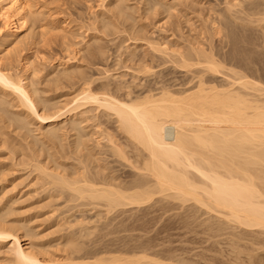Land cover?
Returning <instances> with one entry per match:
<instances>
[{"label":"bare ground","instance_id":"obj_1","mask_svg":"<svg viewBox=\"0 0 264 264\" xmlns=\"http://www.w3.org/2000/svg\"><path fill=\"white\" fill-rule=\"evenodd\" d=\"M130 1L115 0L111 10L102 5L101 9L104 7L105 11L94 15L93 19L98 24V32L105 34L110 28L116 29L111 18L106 16L108 13L124 23L134 24L136 18L133 8L128 5ZM157 2H162L164 5H159L167 7V10L155 4L147 11L156 10V6L160 11L165 10L162 12L174 11L177 0ZM262 3H251L244 9L243 18L238 19L239 15L236 17L241 28L247 25L261 26L264 12L260 13L258 7ZM240 4V0H228V13L240 7ZM51 17L46 7L32 6L30 0H0V154L6 151V156H10L6 157L9 162L11 160L10 164L15 169V166L23 168L22 171L20 169L21 173L29 171L26 177L31 176L30 185L36 190L41 188L43 193L40 191V194L45 195L48 201L45 200L47 204L43 205L40 202L42 206H39L56 210V202L64 198L63 205L59 203L63 209L82 213V210L95 211L99 215L101 212L109 214L121 209L152 206V202H159H156L159 197L181 204L193 203L208 213L219 215L228 225L263 232L264 84L233 68L224 67L216 58L218 52L214 54L211 45L208 48L198 45L184 53L170 51V54H166L169 49L165 46L149 43L156 45L154 50L168 56L171 63L180 69L188 71L196 65V85L181 93L162 89L156 95L149 92L141 98L121 99L109 92L107 84L109 78L117 81L121 76L114 77V74L103 70L99 78L93 79L82 68L68 63L71 59L51 65V71L47 72L44 58L36 62L37 56L34 57L36 60L24 56L17 58L21 72L16 73L14 66L11 68L14 64L8 54L19 52L23 43L33 45L35 28L39 30L41 41L50 35L69 34L65 26L52 25L51 29L47 28L45 21ZM218 18V25L212 28V35H218L225 29L227 35L224 38H230L229 55L234 58L241 55V63L247 68L252 60L251 53H240L237 44H247L252 39L243 36L246 33L244 27L241 31L245 32L242 36L246 39L240 40L241 31L239 38L237 34L239 27L230 18ZM233 20H236L235 17ZM91 40L92 44L89 45ZM99 40L98 36H92L84 43V48L71 50L74 51L73 56L84 53L81 55L83 59L102 56L104 53L98 45ZM134 50L122 53L126 61H133ZM207 74L213 78L204 80ZM217 76L223 78V84L215 81ZM96 82L99 87L93 88ZM43 83L48 87V92ZM78 83L74 92L69 94V99L63 100L62 95L57 96L56 93L57 97H52L54 94L51 90L55 92L62 86ZM46 92L48 95L51 93V97L45 96ZM33 108L42 119L36 118ZM99 112L115 120L116 130L127 145L119 143L112 133L98 130L97 125L87 130V123L97 121ZM66 120L68 128L66 125L64 127ZM31 125H36L34 128L37 129L32 130L33 133L37 130V136L35 133L31 135ZM10 128L12 132L23 133L24 137L17 135L20 140L13 143L9 140L13 136L8 137ZM64 138L71 141L66 143ZM4 163L0 164V235L14 237L0 239V254L6 257L7 263L192 264L175 257L158 258L143 250L138 253H100L92 250L93 253L84 254L80 238L85 237L86 231L83 236L71 233L65 234L64 238L62 235L63 241L59 244L54 240L53 245H61L64 252L62 257H56L50 251L51 243L37 240L39 238L32 228L28 231L26 223L23 224L20 215H16L26 201H22L25 199L16 192L17 187L14 184L12 186V181L9 182L11 185H4L8 182L5 175L12 168L10 166L8 170V163V168ZM121 169L128 170L129 175L123 174ZM12 215L18 218L9 219ZM65 217L60 218L62 221L59 219L61 222L58 221L66 224L68 219L65 220ZM76 219L73 222L76 226L73 227L79 226L81 231L88 230L87 225L93 223L84 217L86 221ZM30 222L27 224L30 225ZM68 224L69 221L65 225L67 229ZM60 237L56 240H60Z\"/></svg>","mask_w":264,"mask_h":264},{"label":"rangeland","instance_id":"obj_2","mask_svg":"<svg viewBox=\"0 0 264 264\" xmlns=\"http://www.w3.org/2000/svg\"><path fill=\"white\" fill-rule=\"evenodd\" d=\"M227 1L228 0H177V2H175L176 8L174 11L162 12L165 10L162 9V11H160L161 9L156 6V10H151V12H149L147 9L150 6L158 4V6L162 7L164 4L162 2L158 3L157 0H131L128 2V5L134 10H131L136 18L134 24L131 23L130 25V23H124L121 19H116V17L108 13L106 16L108 19L111 18L116 29L112 30V28H110L111 30L104 34L99 33L96 29L98 24L93 21L94 15H99V13L105 11L104 7L101 9L102 5L108 6L106 9L108 8L111 10L110 8L113 6L112 4H114L115 0H30L32 6H44L49 11V14L52 15V19L45 21L47 28L51 29V27H53L52 25L65 26L69 34L50 35L47 36L45 41H41L39 38V30L35 28L33 30L34 44L29 45V43L26 42L21 45L19 48L20 50L18 49L19 52L17 51L16 54L12 52V54H10L9 52L8 55L11 57L10 60L14 65H11L9 60L8 62L11 68L14 66L13 68L16 73H19L21 69L17 66V58L28 56L31 57L32 60L37 59L36 62H39L40 58H44L47 66H45V71L50 72L51 65H55L59 62H68V60L71 59L68 63L82 68L83 71L88 76H92L93 79L96 77L99 78L103 70H107L111 75L114 74V77L121 76L122 78L117 81L109 78L107 83L109 92L116 97H121V99L127 97L135 99L137 97L141 98L149 94V92L150 94H159L162 89H167V91L170 90L171 92L175 91V93H179L180 91L184 92L185 90L187 91V89L194 88L197 82L196 65L191 67L188 71L180 69L171 63V59L168 56L155 51L154 48H157L156 45L149 43H157L165 46L169 49L166 54H170V51H180L184 53L198 45H202L204 48H208V46L211 45L213 53L215 54L218 52L216 53V58L224 67L233 68L236 71L247 74L248 77L250 76L249 78H254V80L256 79L264 84V22L261 26H242V28L245 27V33L241 31L242 28L238 20L244 17L243 12H245L244 9L247 6L251 3V5L257 2L262 3L264 0H240L241 6L234 8V11L231 10V13H228V8H226ZM262 4L261 7H258L260 13L264 12V9H261L264 8ZM164 7L165 6L162 8ZM166 8L167 7H165V9ZM223 16L228 19L230 18L236 24V27H239V31H237L238 38L242 36V33H245L246 35L244 34V37L246 36L252 39H250L251 41L247 40V44L240 42L237 44V50L240 53L248 51L251 53L252 60L249 61L250 63L247 68L241 63V55H238L237 58L229 55V48L231 47L229 43L230 38L225 39V35H227L225 29H222L223 31L221 30L218 35H212V28L218 25V23H216L217 19H219L218 17ZM233 16L236 19L235 21L233 20ZM236 17H238V19ZM71 35H73V37ZM94 35L100 38L98 45L102 47L104 54L95 59H83L82 56L85 53L83 55L73 56L74 49L77 47L84 48V43L89 41ZM243 36L240 40L244 38ZM89 43V45H91L92 40ZM68 47L69 49L66 50ZM72 49L74 50L72 51L73 53L71 52ZM130 49H135V58L133 61H126L127 59L122 53L125 54L126 50ZM33 53L34 56H32ZM9 56L7 57L9 58ZM35 56H37L36 59L34 58ZM212 78L213 77L209 74L204 76V80H210ZM215 81L223 84V78L219 76L215 77ZM78 85L79 83L73 86H62L55 92H53V90L51 91L52 94L56 93L57 96L62 95V99H69V94L74 92ZM43 86L46 87L44 83ZM92 87L98 88V82L94 83ZM47 88L48 87L45 89ZM46 91L48 92V89ZM50 94H47V96L51 97ZM54 95L52 97H57ZM87 109L90 110L91 108L87 107ZM13 112H15V110ZM94 113L95 112H93V114ZM97 116V121L94 123H87L89 126L87 129L88 131L92 128L91 126L97 125L98 130L112 133L119 143L127 145L125 144L126 141L123 136L117 132V125L112 117H108L104 112H99ZM66 121V123L63 122L65 123L64 127L66 125L68 128V120ZM35 126L31 125L30 129L32 130ZM35 129H37V127L33 130ZM10 130V132L8 131V137H14L15 134V136L21 134L19 137H22V135L24 137L23 133L12 132V128H10ZM33 130L31 135L35 133L37 136V130L34 131V133ZM69 135H71V133H69ZM13 137L11 139L9 138V140L13 143L19 142V137V139ZM65 140L66 143L71 141H67V138ZM22 145H24V143H22ZM133 154V156H135L134 152ZM1 155L3 157L0 158V164L6 162L3 165L7 167L8 163V170H10V166H12V164H10L11 160L9 162L8 159L10 156H6V151H1L0 157ZM15 167L16 169L12 166V171L10 170L8 174L6 171L7 175L5 176L7 178H5L8 182L4 185L9 186L12 183L13 186L14 184L17 187L16 192L18 194L21 193L22 195L20 196L25 199L22 201H26L24 202L25 204H23L24 206L19 209L20 211L18 213L16 212V215H18V217L20 215L19 218L22 219L23 224L26 223L27 226L25 227L27 230L29 229L31 231L32 228V231L36 233L33 234L39 238L37 240L46 243L49 241L51 243L52 246L50 251H53L52 254L54 253L56 257H62L64 253L61 245H53L55 241L58 242V244L60 241L62 243V235H64L65 238V234L70 235L72 233V235L78 236L81 234V236H83L86 233V238L84 236L80 238V241H82L80 243H83V245H81L85 250L82 251L84 254L98 251H101L100 253L103 251H119L120 253L134 251L138 253L143 250L149 255L159 256L158 258L167 259L169 257H175V259L179 258L180 260H185V262H192V264H264V231L261 232V230L257 229L249 230L228 225L219 215L208 213L193 203L188 202L181 204L177 201L161 200L158 197V199L155 198L157 200L155 201L158 202L159 200V202L156 204L152 202V206L149 204L146 205V207L121 209L109 214L101 212L97 215L95 211L88 212L82 210V213L81 211L77 212L63 209L62 202L64 198H62L63 200L60 199V201L58 200L56 202L57 205L54 203L56 205L55 207H57L56 211L51 208L40 207L48 202L44 198L45 195L42 194L43 191L41 188L39 189V187V190H36L30 185L32 178L29 176L30 179H28L29 171L24 169L26 173H21L20 169L22 171L23 168H21V166ZM121 172L125 175H129L128 170L121 169ZM26 174H28V178ZM27 184L30 186L28 187ZM1 185L2 184H0V188ZM38 185L40 184L38 183ZM34 189L37 193H34ZM40 191H42L41 194ZM38 197L41 199L39 198V200ZM40 202L42 205L39 204ZM59 203L62 205H59ZM12 217L13 215L9 219L12 220ZM18 217L14 216L13 219ZM64 217L65 220L68 219L70 222V225L68 224L69 229H67V226L65 227L68 221L66 224L62 222L64 225L59 227L62 225L60 222ZM75 217L80 220L84 217L88 222L92 221L93 223L87 225L88 230L81 231L79 226L78 228L76 227V230V228H74L76 225H73L74 219H76ZM84 219L83 221H86ZM28 222L31 224L28 225ZM57 222H59V225ZM71 223L72 227L74 226L73 228H71ZM85 227L86 226L83 228L86 229ZM84 231L86 232L83 234ZM59 237L60 240L57 239V241L56 238ZM90 244L92 245L90 246ZM93 244L95 246H93ZM6 261V257L0 254V264L10 263Z\"/></svg>","mask_w":264,"mask_h":264},{"label":"snow or ice","instance_id":"obj_3","mask_svg":"<svg viewBox=\"0 0 264 264\" xmlns=\"http://www.w3.org/2000/svg\"><path fill=\"white\" fill-rule=\"evenodd\" d=\"M9 86H11V85H9ZM18 92H20L21 90L20 89H16ZM21 95H24L22 92H21ZM25 99H27V97H25ZM29 103H31V102H29ZM33 114L34 115H36V118L39 120V119H42V117H40L39 115H37V113H36V109L35 108H33ZM52 118H54V117H52ZM0 239H14V237H12V238H8V237H5V236H3V235H0ZM31 264H36V262L35 261H33V262H31Z\"/></svg>","mask_w":264,"mask_h":264}]
</instances>
